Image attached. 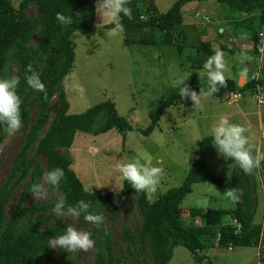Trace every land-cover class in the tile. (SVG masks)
<instances>
[{"label": "trees", "instance_id": "obj_1", "mask_svg": "<svg viewBox=\"0 0 264 264\" xmlns=\"http://www.w3.org/2000/svg\"><path fill=\"white\" fill-rule=\"evenodd\" d=\"M206 1L209 0H176L167 12L160 14L156 0H129L132 18H121L125 44L137 47L175 45L173 34L184 38L181 32L182 8L188 3ZM212 1L219 4L228 25L235 27L243 34L242 38L257 48L258 35L264 31V0ZM95 4L96 0H22L14 9L8 0H0V78H8L6 71L11 61L17 63L15 77L20 78L17 94L21 99V127L25 131L23 143L0 188V264H39L43 257L52 259L50 239L63 232L62 221L52 211L61 196L65 197L68 206L74 207L81 200L89 202L90 211L103 214L105 219L107 214L113 213L114 205L124 200L133 201L142 224L134 233L124 230V240L129 249L137 248L141 253H148L151 260L148 263L140 259L137 264H168L176 247L185 248L197 261L203 260L202 252L215 246H260L264 249V229L253 221L255 207L249 193V181L243 172L230 178L231 188L239 193V202L234 203V208L186 210L181 207L194 184L221 187L226 184L228 167L237 165L219 155L211 144V137L200 141L196 157L182 183L154 201L149 200L148 194H136L126 181L118 194L89 193L83 188L71 168L68 153L78 133L98 136L114 130L124 137L130 133L146 137L157 127L167 108L183 102L178 91H172L149 112V124L144 129L133 128L109 100L79 114L68 113L69 104L62 83L71 72L75 58L72 37L91 32ZM31 5L35 6L36 14L29 16L26 9ZM57 13L71 15L73 25L62 27L56 20ZM104 28L114 29L115 26L110 22ZM33 37L37 39L35 45L32 44ZM193 47V55L187 56L190 67L203 70V63L218 48L208 41ZM176 49L182 53L181 45L176 44ZM29 64L45 85L46 94L34 91L26 84V66ZM206 86L207 83H202L190 87L199 92ZM258 86L264 90V74L257 80L249 79L242 88L226 80V87L218 92L243 95ZM32 108L37 111L34 119L31 117ZM7 135L0 127V146ZM252 152L257 154L255 149ZM213 158L217 160L218 173L210 167L209 160ZM55 168L64 171V178L58 185L48 188H59V195L53 201L25 207L26 198L31 196L29 187L42 182L45 174ZM260 168H264V162ZM15 194L19 197L9 214L7 206ZM226 217L230 223L224 222ZM80 218L84 220L83 215ZM233 220L240 226L237 232ZM87 223L95 241L96 264L119 262L112 254L114 242L106 224L94 226Z\"/></svg>", "mask_w": 264, "mask_h": 264}, {"label": "rangeland", "instance_id": "obj_2", "mask_svg": "<svg viewBox=\"0 0 264 264\" xmlns=\"http://www.w3.org/2000/svg\"><path fill=\"white\" fill-rule=\"evenodd\" d=\"M8 1L17 9L22 0ZM175 1L156 0L158 13L167 12ZM218 5L215 1L209 0L188 3L182 8L181 32L184 33V38L173 34L174 42L183 48L179 54L176 44L149 47L125 44L123 28L122 30L104 28V25L111 21L103 14H97L95 4V19L91 32L88 35L75 34L72 37L75 58L71 72L62 83L69 104L68 113L79 114L109 100L114 103L117 113L133 128H146L149 124V112L172 91H178L173 86L176 80L184 78L189 86L207 83L206 72L192 69L187 56L194 53L195 45L192 44L201 41L208 40L213 47V44H217L215 46L218 48ZM26 13L29 16L35 15V6H29ZM36 43L37 39L33 37L32 44ZM241 45V42L229 43L232 51L223 52L225 79L235 77L237 79L240 75L241 83H246L254 77L259 79L264 74V55L263 67L256 68L259 64L256 48H253L256 52L253 53L248 51L249 49L242 50ZM246 56L252 60L251 66L243 65ZM17 72V63L11 61L7 67V77H15ZM259 91L260 94L257 88L249 90L239 95L238 99H233L230 92L201 96L202 110L194 109L191 101L184 100L177 106L167 108L159 118L157 127L146 137L134 135L124 137L114 130L98 136L78 133L68 150L72 160L71 168L87 192L118 194L123 184L116 165L126 163L140 153H147L151 158L147 166L161 169L156 192L148 194L149 200L154 201L167 190L182 183L196 157L200 141L205 137H211L210 128L222 116L227 117L232 123L244 126L251 149L264 154V139L260 135L264 130V104L258 107L255 99L258 93L264 100V90L260 88ZM220 101L231 102V105L222 107ZM36 113V109L32 108V119ZM24 133L23 127H20L14 135H7L0 146V188L23 143ZM196 138L201 140L194 141ZM209 164L218 173L217 160L210 159ZM242 172L239 166L234 164L227 169L225 185L218 187L207 183L194 184L191 192L182 201L181 207L186 210L234 208V203L227 199L224 193L232 189L231 176ZM245 176L249 181V193L255 207L253 221L264 229V168L254 169ZM59 193L57 187L48 188L46 199L35 200L29 196L24 206L53 201ZM18 197V194H15L7 206L9 214L13 211ZM56 216L62 221L63 230L68 226L81 231L91 230L90 225L80 217L70 215L61 217L57 214ZM224 222L231 221L226 217ZM105 224L114 242L112 254L114 258L120 260L116 264H137V260L140 259L151 262L148 253H141L137 248L129 249L124 240V230L134 233L142 224L133 201L124 200L114 205L113 213L106 215ZM50 250L52 259L43 257L39 264H96L94 247L87 252L78 250L73 253L52 247ZM202 254L205 255L203 260L197 261L185 248L176 247L168 264H264V249L260 246L236 248L215 246Z\"/></svg>", "mask_w": 264, "mask_h": 264}, {"label": "clouds", "instance_id": "obj_3", "mask_svg": "<svg viewBox=\"0 0 264 264\" xmlns=\"http://www.w3.org/2000/svg\"><path fill=\"white\" fill-rule=\"evenodd\" d=\"M128 4L129 0H96V12L98 15L106 16L117 30H122V16L128 19L132 18V10ZM56 20L62 27H71L74 23L71 15L61 13L56 14ZM224 69V53L220 49H215L203 63V70L207 74L206 88H200L199 92H196L185 83L184 78L174 82L173 86L178 89L180 100H189L194 109L202 110L201 96H212L220 88L226 87ZM26 73H28L25 75L26 84L34 91L46 94L45 85L40 80L38 73L33 70L32 65L26 66ZM19 85V77L0 78V127L9 136L14 135L22 124L21 99L17 94ZM246 132L247 129L244 126L232 123L224 116L220 117L209 130L211 144L219 155L223 159L234 161L245 174H248L261 167L264 162V154H253ZM130 135H136V133H130ZM197 140L201 139L196 138L194 141ZM150 159L147 153H140L126 163L117 164L116 169L120 175L121 184L126 181L136 194L155 193L161 169L147 166ZM63 178L64 171L61 168H55L45 174L42 182L33 183L28 192L35 200L46 199L48 187L58 185ZM224 195L233 203L239 202V193L236 189H229ZM90 208L91 204L83 200L77 202L74 207L68 206L65 197L61 196L57 199L52 211L61 217L70 215L78 218L83 215V219L92 225L103 226L105 223L103 214L93 213ZM50 245L54 249L67 253L78 250L87 252L94 247L95 241L91 238L89 231H81L68 226L62 234L55 235L50 239Z\"/></svg>", "mask_w": 264, "mask_h": 264}, {"label": "crops", "instance_id": "obj_4", "mask_svg": "<svg viewBox=\"0 0 264 264\" xmlns=\"http://www.w3.org/2000/svg\"><path fill=\"white\" fill-rule=\"evenodd\" d=\"M227 22H229V21L224 19V16L222 15V9L218 5V23H217V25H218L217 26L218 27V35H219L218 36L219 37L218 38V49H222L223 52L232 51V48H231L232 45L229 47V43L232 44L233 42H241V44H242L241 45V49L242 50L249 49L248 51H250V52L252 51L253 53H256L255 49L253 50L254 46H253L252 42H250L248 39L242 38L243 34H241L240 31L235 30V27L229 26ZM243 44H245L246 48H245V46L243 47ZM192 45H197V44H192ZM213 45H214V47H216L215 45H217V44H213ZM251 61L252 60L250 59V57L246 56L243 65L246 66V67L248 65L251 66L252 65ZM258 62H259V59H258ZM258 67H259V64H258V66L256 68H258ZM254 74H252V76ZM252 76H250V77L252 78ZM229 80L233 81L237 88H242L246 84L245 82L241 83V81H240L241 80V75L237 79L235 77L234 79H229ZM239 82H240V84H239ZM236 96H237L236 99H238L240 97L239 95H236ZM221 103H222V105H221L222 107H223V105L224 106L225 105L226 106H230L231 105V102L222 101ZM257 154H259L258 151H257ZM204 257H205V255H204Z\"/></svg>", "mask_w": 264, "mask_h": 264}, {"label": "built area", "instance_id": "obj_5", "mask_svg": "<svg viewBox=\"0 0 264 264\" xmlns=\"http://www.w3.org/2000/svg\"><path fill=\"white\" fill-rule=\"evenodd\" d=\"M204 20H206L208 22V19L206 17H204ZM258 37H259V45L256 48V52L259 56V69H261L263 67L262 63H263V55H264V31L260 32ZM252 79L257 80L258 78L254 77ZM256 88L258 89V93H259L260 87L258 86ZM258 93H257L255 99H256L257 106L259 107V106H262L264 104V100H263V98L260 97V95H259L260 93L259 94ZM230 95L233 97V99L237 98V96L232 94V93ZM260 135H261V138L264 139V130H262L260 132ZM232 224L237 227L236 232L239 231L240 226L236 223L235 220L232 221Z\"/></svg>", "mask_w": 264, "mask_h": 264}]
</instances>
